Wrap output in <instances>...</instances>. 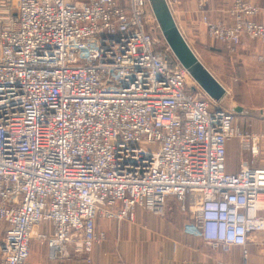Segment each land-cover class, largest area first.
Instances as JSON below:
<instances>
[{
  "label": "built area",
  "instance_id": "obj_1",
  "mask_svg": "<svg viewBox=\"0 0 264 264\" xmlns=\"http://www.w3.org/2000/svg\"><path fill=\"white\" fill-rule=\"evenodd\" d=\"M146 5L0 0L4 264H27L34 239L52 260L92 264L99 218L163 215L169 199L187 215L186 234L212 252L243 246L248 264L250 236L264 232V167L254 166L264 133L239 131L232 112L189 87L170 48L158 49ZM228 16H203L215 41L231 52L244 39L264 44L260 7L234 0ZM253 58L264 65V52ZM233 140L253 160L228 173Z\"/></svg>",
  "mask_w": 264,
  "mask_h": 264
},
{
  "label": "crops",
  "instance_id": "obj_2",
  "mask_svg": "<svg viewBox=\"0 0 264 264\" xmlns=\"http://www.w3.org/2000/svg\"><path fill=\"white\" fill-rule=\"evenodd\" d=\"M122 5L127 0H118ZM172 15L182 34L195 44L194 51L201 55L209 54L217 60H225L234 83L246 82L247 84L263 81L264 65L254 60V55L264 52V44L244 39L242 43L231 52L227 47L215 41L209 34L202 21L203 16L216 22L229 21L228 11L234 0H167ZM264 11V0H249ZM147 14L155 21L150 0H147ZM155 24L157 25L158 23ZM159 25V24H158ZM157 29L153 37L157 41L164 40L165 47H169ZM165 47L163 49H165ZM162 49V50H163ZM172 64L179 63L172 51L169 53ZM224 76V73H223ZM218 81L220 79L217 77ZM263 83V82H262ZM223 85V84H222ZM264 85V84H263ZM223 87L228 91L227 86ZM238 106V105H236ZM251 115L264 112L240 106ZM239 131L249 132L240 128L234 121ZM250 133V132H249ZM241 155L242 161H252L251 154L242 149L240 142H229L227 145V172L236 173ZM245 156V159L243 158ZM237 159V167L229 168V163ZM241 161V162H242ZM255 167H264V145L261 156L254 164ZM137 209L135 219L117 221L99 218L96 226L98 234H104V239L95 246L92 253V264H216L223 261L229 264H242L243 246L232 247L231 252H212L204 242L193 235L184 232L187 215L181 213L173 199H169V206L165 207L166 217H154L142 213ZM41 231H50L48 225L40 227ZM248 251V264H264V232L253 233L246 246ZM27 264H88L83 257H76L64 261H51L49 250L43 244L34 241L31 245L30 257Z\"/></svg>",
  "mask_w": 264,
  "mask_h": 264
},
{
  "label": "rangeland",
  "instance_id": "obj_3",
  "mask_svg": "<svg viewBox=\"0 0 264 264\" xmlns=\"http://www.w3.org/2000/svg\"><path fill=\"white\" fill-rule=\"evenodd\" d=\"M151 21H152V18H151ZM156 22H157V20H156ZM158 31L159 32L161 31L160 27H159ZM185 39H186V37H185ZM186 41L191 46V48L194 50L195 44L193 45L192 43H190V41H188V39H186ZM164 47H165L164 40H161L158 43V49L162 50ZM196 55L199 57V55L197 53H196ZM201 56H202V59H200V57H199V59L206 66V68L214 75L215 78L218 77L220 79V81L222 82L221 84H223L224 86H227V88L229 89L226 98L224 99V101H222V103H220V107L229 111V112H232L234 114L236 123L239 125L240 128H243L244 130H248L250 133H254V134L264 133V116H260L259 113L257 112L259 110H264V85H263L264 83H262L263 81H257L256 83H252V84H247L246 82L234 83L233 78H235V75H232V73L229 70L228 65L225 64V60H223V59L217 60L213 56H211L210 54L208 56L207 55L206 56L201 55ZM223 73H224V76H223ZM194 84H197V83L193 79L188 80L189 87H193ZM236 105H238V106L242 105V106L247 107L249 109H254V110H256L257 113H254L251 115L238 114V113L234 112V110L232 109L233 106H236ZM236 141H238V140H233V142H236ZM239 156H240V159H239V164H238V170H239L240 165L242 163L241 162L242 157L240 154H239ZM243 158L245 159V156ZM231 162L232 163H229V168L236 169L237 163H238L237 159H233ZM168 206H169V200L166 202L165 207H168ZM177 206H178V204H177ZM142 213H144L146 215L158 217V218L166 217V216H163L164 214L163 215H156V214H153L151 212H147L145 210L142 211ZM4 231H5V225L2 221H0V242L2 241ZM34 241L43 244L38 239H34L32 241V243ZM43 245L47 247V245H45V244H43ZM47 249H48V247H47ZM78 257H83V256H77V258ZM74 258H76V257H73L71 259H74ZM49 259H50V250H49ZM83 259H84V257H83ZM50 260L55 261L52 259H50ZM66 260H70V259H66ZM62 261H64V260H62ZM0 264H4L3 263V255L1 253V251H0Z\"/></svg>",
  "mask_w": 264,
  "mask_h": 264
},
{
  "label": "water",
  "instance_id": "obj_4",
  "mask_svg": "<svg viewBox=\"0 0 264 264\" xmlns=\"http://www.w3.org/2000/svg\"><path fill=\"white\" fill-rule=\"evenodd\" d=\"M150 2L162 35L174 57L188 72L191 79H193L199 87L216 102L217 107L220 106V102L225 98V95L228 94L227 90L206 68L188 44L176 24L166 0H150ZM232 109L238 114L249 112L240 106H233ZM260 114L264 115V112H260Z\"/></svg>",
  "mask_w": 264,
  "mask_h": 264
},
{
  "label": "bare ground",
  "instance_id": "obj_5",
  "mask_svg": "<svg viewBox=\"0 0 264 264\" xmlns=\"http://www.w3.org/2000/svg\"><path fill=\"white\" fill-rule=\"evenodd\" d=\"M227 93H228V91H227ZM226 96H227V94L225 95V98H226ZM225 98H223L222 101H224Z\"/></svg>",
  "mask_w": 264,
  "mask_h": 264
}]
</instances>
